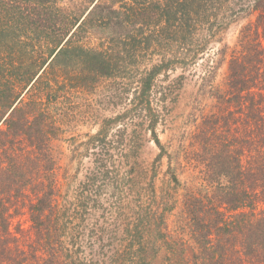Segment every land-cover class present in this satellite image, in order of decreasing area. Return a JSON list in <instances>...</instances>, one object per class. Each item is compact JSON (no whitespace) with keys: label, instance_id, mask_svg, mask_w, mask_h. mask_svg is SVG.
Listing matches in <instances>:
<instances>
[{"label":"trees","instance_id":"obj_1","mask_svg":"<svg viewBox=\"0 0 264 264\" xmlns=\"http://www.w3.org/2000/svg\"><path fill=\"white\" fill-rule=\"evenodd\" d=\"M57 1L0 0V264H108L80 258V233L65 241L52 149L63 104L73 93L93 94L104 80L128 82L129 74L120 76L123 64L135 68L138 53L148 49L180 44L191 47L192 55L179 53L174 62L196 60L213 38L203 22L210 24L214 13L216 24L221 9L220 0H155L156 8L147 0H99L83 19L81 11L55 6ZM117 4L129 17L107 20L118 13ZM250 9L245 16L255 20L243 30L240 54L228 63L227 90L214 88V112L205 115V128L193 138L198 148L191 159L203 183L181 179L176 160L160 190L149 168L138 163L136 148L133 162L115 148L118 153L109 152L88 177L86 184L115 202L114 209L124 200L129 206V225L107 233L117 246L109 264H264V0ZM91 20L101 31L109 21L107 48L82 42L84 25L93 33ZM169 66L146 70L137 82L153 135L156 123L146 96ZM100 143L107 145L103 137ZM155 143L163 152L159 139ZM24 216L31 224L28 239L12 228ZM20 239L30 242L20 248ZM109 245L99 256H106Z\"/></svg>","mask_w":264,"mask_h":264},{"label":"rangeland","instance_id":"obj_2","mask_svg":"<svg viewBox=\"0 0 264 264\" xmlns=\"http://www.w3.org/2000/svg\"><path fill=\"white\" fill-rule=\"evenodd\" d=\"M98 1L59 0L55 6L81 11L84 19ZM256 1L220 0L218 22L211 24L214 22V13L210 14V24L203 22L207 24L205 29H209L213 38L208 40L210 43L196 60L191 58L184 65L174 62L179 53H184L181 56L187 57L192 55L188 53L191 47L180 44L172 43L173 46L164 50L148 49L146 52L138 53L139 58H136L135 68L123 64L120 76L129 74L131 80L128 82L107 79L96 85L93 94L76 92L67 97L65 104L62 103L61 120L63 121L60 120L58 123L61 130L58 132V138L54 139L52 149L62 188L60 205L67 231L65 241L67 243L76 232L82 235L78 243H83L79 246L82 247L84 255L80 258L87 261L102 260L109 264L108 259L114 256L117 246L110 241V235L107 236V233L110 229L122 231L130 223L124 218V214L129 211L127 200L120 202V205L115 204L116 208L122 207V210L116 211L113 207L115 202L104 201V198L95 192L96 188L86 184L88 177L98 170L99 160L102 163V160L108 158L109 152L111 155L115 154V148L126 151V158L131 162L134 161L131 160V156L136 148L139 155L138 163L140 162L142 168L145 166L149 168L150 176L160 190L169 178L167 171L170 172L176 167H170L171 162L176 160L177 173L181 179L192 182V178H196L197 183H203V176L199 173V169H195L191 159L192 151L198 148L193 138L199 130L205 128L202 121L205 115L214 112L216 100L211 96L214 88L221 93L227 90L225 78L228 63L232 56H238L242 50L240 45L243 30L255 20L254 17L245 16V12L251 10ZM147 2L154 3L153 7L156 8L155 0H147ZM161 2L164 3L166 0ZM115 9L118 13L110 15L107 20L110 18L114 21L126 20L129 17L130 11L120 9L119 4ZM100 12L103 15L104 11H98L95 15L99 16ZM91 23L92 20L87 27L93 33L86 31L84 25L80 35L82 42L94 50H99L102 43L107 48L105 38L107 32L104 31L109 21L102 31ZM262 48L264 52V41ZM165 63H170L171 66L160 72L152 83L149 95L146 96L151 103L152 115L156 123L155 135H153L148 130L151 118L149 119V116L145 118L146 112L140 100L142 86L137 82L142 72ZM261 93L264 94V89ZM202 94L204 95L201 96ZM101 137L107 142L106 146L100 143ZM155 139H159L164 148L163 152L155 143ZM35 179L37 180V177ZM100 191L101 189L98 192ZM112 191L115 193L114 189H111ZM111 211L116 214L107 220V223L103 217L109 219ZM30 226L28 217L24 216L16 218L12 228L15 231L18 228L22 229L28 239L27 231ZM29 242L20 239L19 247L23 248L24 243ZM109 243L112 244V248L104 252L106 256L102 257V254L99 256L98 253L102 252L103 246Z\"/></svg>","mask_w":264,"mask_h":264}]
</instances>
